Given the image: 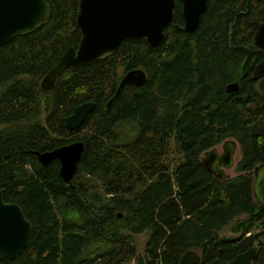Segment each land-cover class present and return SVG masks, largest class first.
I'll return each mask as SVG.
<instances>
[{
  "label": "trees",
  "instance_id": "obj_1",
  "mask_svg": "<svg viewBox=\"0 0 264 264\" xmlns=\"http://www.w3.org/2000/svg\"><path fill=\"white\" fill-rule=\"evenodd\" d=\"M47 1L51 17L41 29L0 48V191L32 229L22 255L9 261L0 252V264H179L189 251L209 264L253 247V264H264V208L254 197L264 94L253 78L264 57L253 43L264 0H209L192 33L177 27L184 18L176 0L175 23L158 48L129 41L66 70L45 92L42 80L81 39L79 0ZM134 69L146 83L126 85L107 108ZM233 82L240 90L227 93ZM86 102L94 113L79 131L67 130V117ZM227 140L241 158L237 175L221 181L202 158ZM76 141L85 152L70 184L59 161L44 166L34 155Z\"/></svg>",
  "mask_w": 264,
  "mask_h": 264
},
{
  "label": "water",
  "instance_id": "obj_2",
  "mask_svg": "<svg viewBox=\"0 0 264 264\" xmlns=\"http://www.w3.org/2000/svg\"><path fill=\"white\" fill-rule=\"evenodd\" d=\"M181 2L184 26L177 27L186 33L195 32L209 0ZM175 9L176 0H79L77 26L81 39L78 48H70L63 54L59 63L42 80V90L51 92L66 70L75 72L82 66L115 55L129 41H145L152 49L158 48L165 39L166 30L175 23ZM50 17L51 8L47 0H0V48L17 37L38 31ZM253 43L264 55V23L255 33ZM254 78L259 80V90L264 94V57L255 67ZM146 81L144 70L128 71L107 108L112 106L126 85L139 88ZM239 90L238 82L226 86V92L230 94ZM95 110L94 102L76 107L66 119L67 130L79 131ZM237 150L238 143L227 140L222 145V152L218 147L205 152L202 164L217 179L225 181L231 178L226 171L235 166ZM84 152V143L76 141L52 151L35 152L34 155L44 166L59 161L60 175L66 184H70L78 173ZM254 175V197L264 208V163L255 168ZM4 193L5 190L0 191V252L7 260L15 261L28 247L32 229L21 207L4 201ZM257 257V250L253 247L230 262L216 260L209 264H253ZM179 264H203L202 257L196 251H189Z\"/></svg>",
  "mask_w": 264,
  "mask_h": 264
},
{
  "label": "rangeland",
  "instance_id": "obj_3",
  "mask_svg": "<svg viewBox=\"0 0 264 264\" xmlns=\"http://www.w3.org/2000/svg\"><path fill=\"white\" fill-rule=\"evenodd\" d=\"M123 130H125L126 132H129V133H132V131H133V129L130 126L124 127ZM218 147L220 148V151L222 152V145H220ZM240 158H241V149H240V147H238V150H237V153H236V157H235L236 165L232 169L226 171L231 176H236L237 175V173L235 171V168H236L237 163L239 162ZM145 241H146V235H143V236L139 237V239H138V243L139 244H138L137 248H138V252H140V254L144 250ZM130 264H137V263L133 260Z\"/></svg>",
  "mask_w": 264,
  "mask_h": 264
},
{
  "label": "flooded vegetation",
  "instance_id": "obj_4",
  "mask_svg": "<svg viewBox=\"0 0 264 264\" xmlns=\"http://www.w3.org/2000/svg\"><path fill=\"white\" fill-rule=\"evenodd\" d=\"M253 78H254V72H253ZM255 79V78H254ZM256 80V79H255ZM259 83V80H256ZM219 148V147H218ZM220 149V148H219ZM236 157V156H235ZM235 165H236V159H235Z\"/></svg>",
  "mask_w": 264,
  "mask_h": 264
},
{
  "label": "bare ground",
  "instance_id": "obj_5",
  "mask_svg": "<svg viewBox=\"0 0 264 264\" xmlns=\"http://www.w3.org/2000/svg\"><path fill=\"white\" fill-rule=\"evenodd\" d=\"M123 79V78H122ZM122 81V80H121ZM121 83V82H120ZM120 85V84H119Z\"/></svg>",
  "mask_w": 264,
  "mask_h": 264
}]
</instances>
